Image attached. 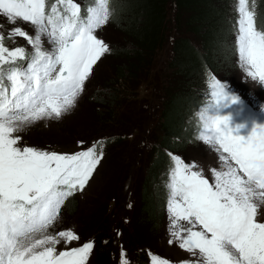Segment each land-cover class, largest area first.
Returning a JSON list of instances; mask_svg holds the SVG:
<instances>
[{
    "label": "snow or ice",
    "instance_id": "obj_1",
    "mask_svg": "<svg viewBox=\"0 0 264 264\" xmlns=\"http://www.w3.org/2000/svg\"><path fill=\"white\" fill-rule=\"evenodd\" d=\"M0 17V27L13 26L7 35L0 33V264H87L93 242L57 253L61 239L79 237L71 231L37 234L52 224L68 197L84 190L103 151L94 143L74 154H58L22 146L14 133L40 119H59L76 106L94 65L110 51L95 34L109 20V0H93L83 15L75 0H0ZM237 23L233 50L238 63L253 81L264 84V31L255 26L248 0H238ZM13 37L23 38L32 51L6 47L5 39ZM45 42L52 48H44ZM18 60L27 63L17 65ZM208 87L212 100L199 113L198 138L221 153L227 170L215 172L210 184L194 165L171 157L172 222L193 225L172 235L197 257L191 264H264V222L257 221L253 203L257 196L264 200V123L222 114L233 106L242 112L244 102L214 76ZM120 264H129L122 247ZM152 264L168 261L153 256Z\"/></svg>",
    "mask_w": 264,
    "mask_h": 264
},
{
    "label": "rangeland",
    "instance_id": "obj_2",
    "mask_svg": "<svg viewBox=\"0 0 264 264\" xmlns=\"http://www.w3.org/2000/svg\"><path fill=\"white\" fill-rule=\"evenodd\" d=\"M118 1L121 3V0H109V20L105 25L97 29L95 33L99 39H102L108 45L110 51L105 53L94 65L93 72L88 80L85 81V89L80 94L76 106L59 119L44 118L37 120L30 125H26L22 131L14 133V135H18L22 138L19 142L22 146L34 147L40 150L56 152L58 154H74L91 147L94 143H96V146H100H97V151H103V159L97 166L84 190L78 191L75 197L61 209V214L57 220L45 229L43 233L37 234V236L38 238H42L44 235H56L60 231H71L78 236L79 239L71 242H65L61 239L60 242L55 245L57 253L82 246L85 243L84 240L86 235H84L81 229H78L80 222H82H78L79 214L82 212L87 214L94 207L93 205H89V207L82 205L89 201L95 202L97 198L105 196V194H109L108 196L115 194V197L124 200L120 204V215L117 217L111 216L109 218L104 213V220L106 223L102 226L106 225V227L108 226L107 228L116 229L117 239L115 245L118 249L121 247L124 249L129 264H131L132 258L137 254V251H133V248L128 246V236L126 233L131 225V213H136L138 208V211L141 210L140 206L144 201L142 198L144 193L143 183L145 181L151 185L156 183L154 177L158 175V172L157 169L150 167V165L158 159L153 151V147L155 146L154 140L157 141L158 139L160 141L162 138V136L158 138L160 125L159 113L163 106V102L167 100L165 96L163 101L160 90L157 91V89L160 88L159 85L161 84V66L170 59L172 47H174V45L170 43L167 44L162 57L160 54H157L156 59L152 62L151 70L149 69L145 73L146 77L143 80L145 84H140L142 87L137 89L136 94L131 88H127L128 84L121 81L119 82V84L123 86L121 91L125 93L126 97L121 98V104L119 105V108L120 106L121 108L112 115L111 120L115 119L113 128H109L106 130V133L102 132L98 136L92 138L91 134L99 129L97 121L93 120V115L95 117V113L98 112V107L92 105V95H94L95 92L101 93L104 91V89L99 86L98 82H106L109 79L112 81L115 80L114 76L112 77L110 75L113 72V67L118 63L117 61H122L125 57L120 55L119 58L117 53L114 54V52L125 49H136L134 43H132L134 45H130L131 42L128 44V40L133 41V39L124 32L125 27H128V22L126 26L125 23L118 20V17H120L121 20L124 19L121 14L117 15L116 13V2ZM75 2L81 5V14L86 7L92 5H88L87 0H75ZM262 3L263 0H254V4L253 0H248V8L255 13V26L258 30H260L261 27L259 21L263 11ZM223 4H225V2H223ZM228 6L231 7L232 15H230V20H233L232 27L234 28L231 34V47L233 50V46L236 43V29H238V0H230ZM165 18L166 25L163 30V32H165L163 37L165 41L186 39L193 47H198L201 51L203 47L202 41L198 38L195 40L193 38L195 36L187 33L185 30L184 24H186V18L183 17L185 23L182 21L178 26V12L174 0H171L170 3L167 4ZM0 23H4L3 17H0ZM20 26L34 35L30 25L21 22ZM44 39L46 41V38ZM5 40V46L10 49L24 46L26 51H32L31 46L28 45L27 41L23 38L13 37ZM42 46L46 49L52 48V45L46 42ZM198 48L196 49L199 51ZM174 57L175 56L172 57V60H174ZM4 67L7 68L9 65H4ZM109 75L111 77L104 80V78H107ZM212 75L225 86L229 94L233 92L238 93L237 96L242 101L244 99L253 108L257 115V122L264 123V85L257 81H253L247 76L246 72H244L238 63V52L234 51L232 64L227 65L225 71L217 70V72L214 74L212 73ZM182 76L183 74L180 75V77ZM153 81L155 85L152 84ZM195 82H198V78ZM5 83H7V81H5ZM147 84L150 89L145 86ZM194 91L200 93L205 98L211 97L209 92L200 90L196 85L194 86ZM142 97L151 99L143 102ZM125 98H127V100ZM154 98L157 101L153 103L151 100ZM123 127L132 131L119 133V129ZM117 135H127L128 139H123L125 143H122V145L115 144L109 140ZM131 135H134L135 139H133ZM103 137L108 138L105 144H103ZM194 139L196 142L197 138L194 137ZM79 141H83L84 143L81 145L78 143ZM142 152L144 154H142ZM175 154L183 155L185 162L194 165L193 170L200 172L210 184L215 183V172L227 170L225 162L220 159V154L208 147H204L201 143H196L195 146L187 143L181 151H175ZM138 158H142L139 167ZM119 160L121 166H118ZM150 194L156 210L162 213V223L156 237L150 239V248L152 249L149 248V250H151L152 254L154 253L156 256L171 260L175 264H191L197 257L179 247L180 238L173 236L172 231L192 228L193 225L189 224L187 221H179L178 227L174 226L170 215L169 204L167 202L166 204L162 202L163 198L160 191L150 188ZM73 201L79 203L77 204L78 207L76 211L70 213L69 208L73 204ZM253 203L257 206V221L264 222V200H261L259 196H257L254 198ZM139 215H141V212ZM123 216L126 217L128 222H124ZM142 217L147 219L145 214H142ZM197 227L198 226H196L194 230H198ZM146 230H149V228ZM186 235V232H181V236ZM57 238L59 239V237ZM169 240L173 242L169 243ZM89 262L90 259L88 264Z\"/></svg>",
    "mask_w": 264,
    "mask_h": 264
},
{
    "label": "trees",
    "instance_id": "obj_3",
    "mask_svg": "<svg viewBox=\"0 0 264 264\" xmlns=\"http://www.w3.org/2000/svg\"><path fill=\"white\" fill-rule=\"evenodd\" d=\"M171 0H121L116 2L117 15L121 14L125 27L124 32L133 39L130 45L135 44L133 50L125 49L114 52L120 58L113 67L114 81L107 80L100 83L99 86L104 89L103 92L94 93L92 95V105L98 107V112L93 115V120L97 121L99 129L95 131L92 138L98 136L102 132L113 128L115 119L111 120L112 115L121 108V98L126 97L121 91L119 82L128 84L127 88H131L135 94L138 88L145 84L143 81L145 73L152 67V62L156 59L157 54H162L168 41L163 39V32L166 25L167 4ZM178 12V26L182 21L186 24L187 33L194 35L202 41V49L193 47L186 39H177L174 42L175 54L174 60L165 67V76L162 77L163 84L160 90L163 101L165 96L167 100L163 102V106L159 113V135L161 140H154V154L157 160L151 163L150 167L157 169L158 174L163 171L172 156L176 155L175 151H181L187 143L193 142V128L196 120L193 116L194 107L202 100L201 94L194 91V86L199 89L204 88L205 78L216 73L217 70L225 71L227 65L232 64L234 51L232 50L231 34L233 20L230 0H174ZM225 2V4H223ZM263 11L259 21L260 30L264 31V0ZM184 17V18H183ZM119 28V27H118ZM9 28L6 29L8 31ZM134 43V44H132ZM129 45V46H130ZM198 48L199 51L196 49ZM169 68V72L167 71ZM180 77V75H182ZM180 77V78H179ZM179 78V79H178ZM198 78V82H195ZM190 80V82H189ZM153 85L154 81L152 82ZM149 87V85H145ZM134 94V95H135ZM127 100V98H125ZM125 100V102H126ZM143 102L148 99L142 97ZM106 111V112H105ZM156 123V122H155ZM119 133L131 132L126 127L119 129ZM110 135V134H109ZM122 136V135H121ZM120 135L112 137L110 140L115 144L122 145L125 143ZM135 139V136L133 137ZM125 145V144H123ZM156 149V153H155ZM142 158H138V167L141 165ZM118 166H121L120 160ZM156 175L154 180H157ZM122 183V182H121ZM155 185H151L145 181L143 183V203L141 210L131 213V225L127 229L128 246L137 251L133 257L135 264H149L147 257V249L150 246V239L156 237L162 223V213L156 210L150 194V188L155 189ZM107 195V196H106ZM105 194L95 200V202H85L82 206L93 205L90 212L79 214L78 222L86 238L84 242L90 239L94 241V252L91 264H115L117 251L114 245L116 240V229L107 228L104 220V213L109 218L111 216L120 215V204L124 201L122 198L115 197V194ZM108 199V200H106ZM79 202L73 201L70 206V213H74ZM132 212V211H131ZM141 212V215L139 213ZM147 216V219L142 217ZM124 222H128L123 216ZM149 228V230H146ZM152 249V248H150Z\"/></svg>",
    "mask_w": 264,
    "mask_h": 264
},
{
    "label": "bare ground",
    "instance_id": "obj_4",
    "mask_svg": "<svg viewBox=\"0 0 264 264\" xmlns=\"http://www.w3.org/2000/svg\"><path fill=\"white\" fill-rule=\"evenodd\" d=\"M111 8V7H110Z\"/></svg>",
    "mask_w": 264,
    "mask_h": 264
}]
</instances>
